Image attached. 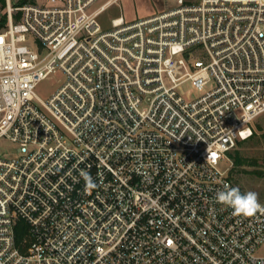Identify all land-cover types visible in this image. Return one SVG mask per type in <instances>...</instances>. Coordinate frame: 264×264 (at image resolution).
Instances as JSON below:
<instances>
[{"label":"built area","instance_id":"obj_1","mask_svg":"<svg viewBox=\"0 0 264 264\" xmlns=\"http://www.w3.org/2000/svg\"><path fill=\"white\" fill-rule=\"evenodd\" d=\"M163 1L5 0L0 264H264V211L216 200L264 115V0Z\"/></svg>","mask_w":264,"mask_h":264},{"label":"rangeland","instance_id":"obj_2","mask_svg":"<svg viewBox=\"0 0 264 264\" xmlns=\"http://www.w3.org/2000/svg\"><path fill=\"white\" fill-rule=\"evenodd\" d=\"M37 2L39 5H45L47 0H37ZM173 7L172 4L166 3L163 0H120L119 5L110 8L101 21L108 27L109 21L119 16H123L126 22H133L138 19L151 17L154 14ZM61 80L62 75L57 74L43 81L36 88L37 95L42 99L49 98L59 87ZM183 91L185 94L188 92L197 94L191 83L184 86ZM254 133H256L258 138L250 140L253 138L252 135L238 149L242 153V159L246 165L238 168L232 174V180L242 193L255 192L257 194V201L264 203V177H260L256 173L257 171L264 172V140L262 139V135L264 134V115L256 120ZM16 154L17 148L14 144L6 139H0V157L11 158ZM254 160L257 163L252 165L251 163H254ZM226 166H229L231 172L233 161L231 160Z\"/></svg>","mask_w":264,"mask_h":264},{"label":"clouds","instance_id":"obj_3","mask_svg":"<svg viewBox=\"0 0 264 264\" xmlns=\"http://www.w3.org/2000/svg\"><path fill=\"white\" fill-rule=\"evenodd\" d=\"M87 182V187H94L91 177L87 173H83ZM216 200L233 209L234 215L252 216L258 210L264 211V208L257 201L255 192L241 193L239 188L225 186V190L216 194Z\"/></svg>","mask_w":264,"mask_h":264},{"label":"trees","instance_id":"obj_4","mask_svg":"<svg viewBox=\"0 0 264 264\" xmlns=\"http://www.w3.org/2000/svg\"><path fill=\"white\" fill-rule=\"evenodd\" d=\"M33 0H12V4L15 7H20L23 6L27 3L32 2ZM0 31L4 30L5 26H6V22H7V15L5 13H3L4 9H5V0H0ZM258 137L256 136V133L253 134V138H251L250 140H256ZM262 139L264 140V134L262 135ZM245 141L239 143L238 148L233 151L230 154V158L233 161V169L230 172V178L232 179V174L240 167L246 165L242 159V153L238 150L240 145L242 143H244ZM255 163H257L254 160V163H251L252 165H254ZM258 176L260 177H264V172L261 171H257L256 172ZM16 236H17V240L18 242H22L26 236V226L23 225L22 223H20L18 225V228L16 230Z\"/></svg>","mask_w":264,"mask_h":264}]
</instances>
